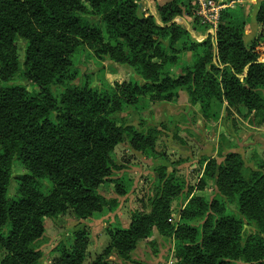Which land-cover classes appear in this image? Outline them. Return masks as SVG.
Listing matches in <instances>:
<instances>
[{
  "label": "trees",
  "instance_id": "obj_1",
  "mask_svg": "<svg viewBox=\"0 0 264 264\" xmlns=\"http://www.w3.org/2000/svg\"><path fill=\"white\" fill-rule=\"evenodd\" d=\"M195 9L189 0L158 5L159 25L152 14H139L136 0H0V264H39L42 255L35 243L45 233L44 218L71 209L86 220L114 204L100 188L120 169L112 159L116 146L126 134L141 151L153 145L144 134L111 119L123 104L149 95L167 99L185 87L193 103L210 106L219 99L264 111V63L257 50L264 33L247 47L243 24L231 21L235 14L221 12L217 62L211 42H194L203 56L197 55L179 77L168 71L177 62L176 44L191 39L174 19ZM256 20L264 27V3ZM19 38L28 43L23 67ZM84 47L135 68L145 84H116L111 94L71 83L76 78L73 55ZM18 76L36 89L12 84ZM57 86L64 87L58 95L53 92ZM17 162L27 173L15 177L19 195L10 198ZM206 162L198 190L216 180L218 194L212 200L194 195L180 222L172 225L171 205L183 187L174 172L160 167L151 213L138 212L128 229H116L103 255L115 250L123 256L156 229L174 236L175 264H264L263 169L248 170L239 153L228 154L220 165ZM45 181L51 185L46 191ZM121 181L115 192L123 196L129 186ZM246 225L255 233L247 235ZM88 245L87 231L77 230L73 244L59 249L61 263L84 264ZM92 264L107 261L98 258Z\"/></svg>",
  "mask_w": 264,
  "mask_h": 264
},
{
  "label": "rangeland",
  "instance_id": "obj_2",
  "mask_svg": "<svg viewBox=\"0 0 264 264\" xmlns=\"http://www.w3.org/2000/svg\"><path fill=\"white\" fill-rule=\"evenodd\" d=\"M179 1L185 3L184 0ZM233 1L236 0H217L219 4L227 6L225 11L235 14L231 21L241 23V26L243 24L244 42L249 47L264 33V27L259 25V32L252 38L250 15L256 0H238L235 5ZM263 3L264 0H261L260 5ZM196 11L197 9L193 14L174 19L188 30L191 39L184 46L181 41L174 47L177 62L168 67L173 77L182 75L185 66L192 65L197 55L203 56V49L193 46L195 43L211 42L216 62L219 58V28L215 29L213 25L204 23ZM145 13L150 12L139 10V14ZM156 19L159 25H163L158 11ZM262 41L257 50L264 63V40ZM27 44L25 39H18V55L22 67ZM73 63L76 78L71 83L77 85L88 84L113 94L116 92V84L129 81L145 84L135 68L115 62L108 56L98 57L90 47L81 48L74 54ZM12 84L24 85L29 90L36 89L32 83L23 81L19 76L14 78ZM63 88L53 87L54 94L58 95ZM111 119L116 120L120 126L133 128L144 134L153 145L141 151L126 134L123 141L116 146L112 159L120 169L115 171L113 180L100 188L101 194L115 201L113 205L86 220L75 216L71 209L58 216L43 219L45 233L35 243L42 255L39 264H62L59 249L62 244L68 247L73 244V235L77 230L88 233L89 245L84 264H92L98 258L105 263L107 261V264H175L174 236L159 233L156 229L149 238L137 242L123 256L115 250L109 256L103 255L116 229H128L133 215L138 212L146 215L151 213L150 201L159 185V168L164 166L167 173L174 172L183 187V191L171 205L169 222L172 225L180 222L183 209L194 195L212 200L218 194L216 180L210 181L203 191L198 190L208 164L206 160H216L220 165L228 154L239 153L248 170L261 168L264 172V111H250L241 105L229 106L227 102L219 99H214L210 106L193 103L187 89L180 87L174 89L167 99L155 100L149 95L138 98L133 104H123ZM26 173L20 163H15L8 191L10 198H17L19 195V182L15 177ZM120 180L129 186L123 196L115 192V183ZM45 185V191L51 187L47 181ZM229 208L237 213L235 206L229 205ZM255 231L254 226L246 225L247 235ZM2 254L0 250V259Z\"/></svg>",
  "mask_w": 264,
  "mask_h": 264
},
{
  "label": "built area",
  "instance_id": "obj_3",
  "mask_svg": "<svg viewBox=\"0 0 264 264\" xmlns=\"http://www.w3.org/2000/svg\"><path fill=\"white\" fill-rule=\"evenodd\" d=\"M196 7L197 15L206 23L218 28L220 23L221 12L227 7L219 4L217 0H189Z\"/></svg>",
  "mask_w": 264,
  "mask_h": 264
},
{
  "label": "crops",
  "instance_id": "obj_4",
  "mask_svg": "<svg viewBox=\"0 0 264 264\" xmlns=\"http://www.w3.org/2000/svg\"><path fill=\"white\" fill-rule=\"evenodd\" d=\"M171 1H174V0H137V3L139 5L140 9H143L144 11H149L150 14H152L156 18L157 6L158 5L161 6V5H163L167 2H171ZM184 2L186 3V0H184ZM237 2H238V0L233 1L232 3H234V5H235V4H237ZM260 2H261V0H256L255 5L252 8V13L250 15V20H251L250 26L252 29V36H253L252 38H255L256 34L260 30V26L256 20V15H257L258 9L260 7Z\"/></svg>",
  "mask_w": 264,
  "mask_h": 264
}]
</instances>
